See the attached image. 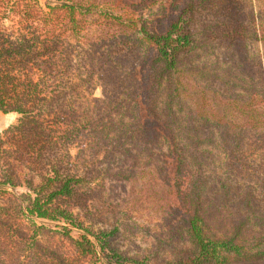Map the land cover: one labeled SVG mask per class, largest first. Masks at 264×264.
Here are the masks:
<instances>
[{"label": "trees", "instance_id": "16d2710c", "mask_svg": "<svg viewBox=\"0 0 264 264\" xmlns=\"http://www.w3.org/2000/svg\"><path fill=\"white\" fill-rule=\"evenodd\" d=\"M249 2L0 0V112L19 116L0 135V264H264V59L249 58L247 42L264 47V24L251 30ZM153 8L149 21L143 14ZM92 26L96 35L84 41ZM203 43L235 60L232 105L229 96L222 102L237 120L206 95L186 106L180 66ZM120 58L137 77L107 107L127 120L120 131L129 144L169 151L184 205L189 247L162 263L119 251L117 230L94 231L76 212L94 172L81 161L93 125L86 93ZM214 130L233 180L207 174ZM207 200L232 214V235L211 233Z\"/></svg>", "mask_w": 264, "mask_h": 264}, {"label": "rangeland", "instance_id": "374dc122", "mask_svg": "<svg viewBox=\"0 0 264 264\" xmlns=\"http://www.w3.org/2000/svg\"><path fill=\"white\" fill-rule=\"evenodd\" d=\"M248 10V24L251 30H257L264 24V0H250ZM157 13L153 8L145 10L143 15L153 21ZM88 18L95 20L97 15L92 14ZM96 33L97 27L92 26L89 32L83 34V40L87 41ZM247 42L249 58L264 59L262 43L252 37ZM204 45L180 66L179 84L183 85L181 89H185L187 94H183L186 106L194 108V102L201 103V97L206 95L221 115L225 112L229 120H237L235 115L225 111L227 105L222 102L229 96L232 105L235 91L232 85L239 75L235 71V60L216 43L206 50ZM92 63L95 66L100 64L97 56L93 57ZM113 63L103 72L105 84L96 80L93 91L91 88L87 90L90 93H86L84 110L93 119V125L87 132L89 136L82 155L84 160L81 161H89L94 172L87 205L77 208L76 212L94 231L117 230L113 246L119 251L130 256L148 257L152 263H162L189 247L182 221L184 205L176 199L177 183L173 167L168 164L171 161L169 151L129 144L120 131L127 120L107 107L121 98L116 99L118 93L121 95L122 91L130 89L137 77V68L125 59L120 58ZM18 117L14 113L0 112V135L15 124ZM214 134L215 142L209 147L213 160L207 161V174L211 181H216L218 177L233 180V177L229 178L226 165L221 164L225 163L226 156L219 149L222 144L216 130ZM77 152L74 150L73 154L76 156ZM17 191L21 194L25 189ZM211 201L207 200L202 213L209 230L219 237L232 235V214L214 206ZM38 223L57 225L43 220H38ZM74 234L78 235V232Z\"/></svg>", "mask_w": 264, "mask_h": 264}]
</instances>
